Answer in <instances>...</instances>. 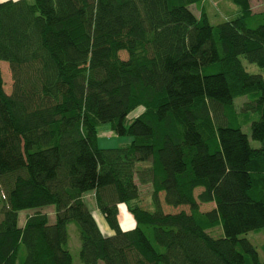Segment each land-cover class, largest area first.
<instances>
[{
	"label": "trees",
	"instance_id": "obj_1",
	"mask_svg": "<svg viewBox=\"0 0 264 264\" xmlns=\"http://www.w3.org/2000/svg\"><path fill=\"white\" fill-rule=\"evenodd\" d=\"M219 1L0 2V264H74L71 223L83 264H264L244 237L264 229V76L242 60L264 69V0L213 25ZM104 125L131 143L100 148Z\"/></svg>",
	"mask_w": 264,
	"mask_h": 264
},
{
	"label": "rangeland",
	"instance_id": "obj_2",
	"mask_svg": "<svg viewBox=\"0 0 264 264\" xmlns=\"http://www.w3.org/2000/svg\"><path fill=\"white\" fill-rule=\"evenodd\" d=\"M216 5L218 6L216 8V10L215 11L213 10V13H211L212 12V9H211V12L209 13L210 22L213 25L221 23L224 20V18L227 17V13H229V11H232V9L237 10V7L235 5H233L228 0H220ZM221 5H222V7H221ZM252 8L255 12H260L263 10L262 4L259 1L252 2ZM193 10L197 14L200 13V11L197 10V8H195V7L193 8ZM218 10H219V12H218ZM217 12L220 13L221 15L216 16ZM242 60H243L244 66L246 67L248 72L253 73V74H261L264 76V69L258 67L255 64L249 63L245 59H242ZM2 73H3V79H4L6 90L10 91L11 86H12V76H11V72H10L8 65H6V64L2 65ZM242 102H243V99H236V104H242ZM141 112H142L141 108L132 112L128 116V122L133 120L134 118H136ZM243 131L248 135L252 147H254V148L262 147V143L254 140L252 138L251 129L249 126L244 127ZM131 141H132V138L129 136H123V137L117 136L114 132H112L110 130V127H108V126L104 125L100 128V135H99V139H98V144H99V147L102 149H115V148H118L120 146H124V145L129 144V143H131ZM138 166L148 167L149 163H140V164H138ZM200 192H201V189H197L195 194H198ZM151 194H152L151 186L149 184L148 185L141 184L142 206L145 209H148L150 211H154L155 208L152 204ZM88 196H87L88 197L87 201L90 204L89 207L91 208L99 226L101 227V229H103L105 234H107V235L110 234L111 230L108 228L106 221L104 220L103 216L98 211V209H96V203H95V199H94L93 195H88ZM183 207H179V209L178 208L176 209V208L167 206L166 204H163L164 211L166 213H172V214L180 212L181 211L180 209H184L186 211H189L188 207H185V206H183ZM214 207H215L214 203L202 204L201 205V211L207 212V211L212 210ZM122 208H123V209H121V213L123 210V213L121 214L122 225L125 228H128L131 221H132V224H134V221H133L132 217L130 216V214L127 212L126 208L125 207H122ZM45 210L48 213L52 212V213H50L51 216L54 213L53 207H47V208H45ZM28 213H30V212L25 211V212H22L20 214V225H23L25 223V219H26L25 217ZM51 222H54L53 216L51 218ZM68 232H69V250L71 251V253L73 255L74 264H83L79 258L81 239H80V234H79V229H78L77 224L71 223L68 226ZM209 232L214 237L224 236V230H223V226L221 224H220V226H217L215 229H213ZM244 237H246L254 246H256V248L258 249V251L261 255V258H263L262 247L264 246V229H262L260 231L249 232L246 235H244Z\"/></svg>",
	"mask_w": 264,
	"mask_h": 264
},
{
	"label": "crops",
	"instance_id": "obj_3",
	"mask_svg": "<svg viewBox=\"0 0 264 264\" xmlns=\"http://www.w3.org/2000/svg\"><path fill=\"white\" fill-rule=\"evenodd\" d=\"M1 1H2V2H4V1H9V0H0V2H1ZM93 207H94V206H93ZM94 208H95V207H94ZM96 209H97V206H96ZM120 211H121V210H120ZM120 214H121V213H120ZM132 225H133V224H132V221H131V223H130V225H129V226H131V227H132ZM102 230H103V229H102Z\"/></svg>",
	"mask_w": 264,
	"mask_h": 264
}]
</instances>
